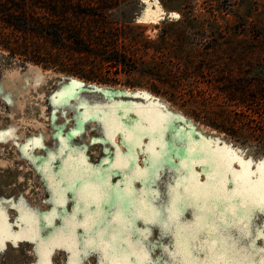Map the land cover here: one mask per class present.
<instances>
[{"label": "rangeland", "instance_id": "rangeland-1", "mask_svg": "<svg viewBox=\"0 0 264 264\" xmlns=\"http://www.w3.org/2000/svg\"><path fill=\"white\" fill-rule=\"evenodd\" d=\"M90 1L106 2L108 10L98 11L101 17L92 19L96 24L91 28L84 23L88 17L78 18L77 27L89 28L94 44L100 43L98 38L111 40L118 30L114 35L128 37L137 58L143 55L159 71L152 75L104 64L95 76L112 83L88 82L0 51V264H38L50 243L64 242L58 232L72 215L73 204L72 193L65 192L61 205L65 185L60 180L73 170H90L98 181L121 189L130 182L146 201L156 193L159 199L152 208L172 199L168 193L181 184L189 195H222L216 192L217 181L205 174L216 172L205 161L240 172V161L250 160L249 171L255 173L251 180H259L257 165L264 161V147L236 143L210 126H227L234 108L215 100L222 87L211 82L244 64L248 67L246 61L261 63L264 70V0ZM57 2L28 4L39 16L71 19L67 6ZM1 27L2 22L0 34L19 38L11 43L48 46L42 36L29 38ZM145 47H151L149 52ZM85 58L75 56L88 64ZM30 59L50 64L47 56ZM88 61L85 69L91 71L95 62ZM131 169L139 170L132 175L144 182L132 179ZM258 189H251L253 196ZM181 207L184 218L192 221L203 201L182 199L175 210ZM75 222H82L79 216ZM83 232L75 228L77 236ZM158 235L152 232L153 242ZM259 248H264V239L249 236L227 255L241 264H258L261 254L254 249ZM160 255L158 250L151 253L153 260ZM72 259L73 253L63 248L51 251V264H70ZM85 264H98V259L90 255Z\"/></svg>", "mask_w": 264, "mask_h": 264}, {"label": "snow or ice", "instance_id": "snow-or-ice-1", "mask_svg": "<svg viewBox=\"0 0 264 264\" xmlns=\"http://www.w3.org/2000/svg\"><path fill=\"white\" fill-rule=\"evenodd\" d=\"M205 163L215 168V175L205 174L217 181L216 192L222 195L207 192L202 197L195 193L189 195L181 184L168 193L172 199L157 208L150 207L154 199H159L156 193L146 201L130 182L121 189L98 181L87 169L66 174L60 180L65 185L60 202L61 205L65 202L63 193L71 192L73 209L58 232L64 242L50 243L48 252L38 264H51L50 255L55 248L73 253L70 264H85L90 255L97 257L98 264H241L227 253L249 236L264 239V222L258 223L264 221V161L257 165L258 181L251 180L255 173L249 171L250 160L240 161V172L212 160ZM222 167L226 170L221 171ZM132 171L139 170H129L132 179L144 182L142 176L132 175ZM257 185L258 193L253 196L251 189ZM181 197L183 200L202 199L203 207L196 214L197 219L184 218L183 207L175 210L176 205L182 203ZM77 216L82 222L74 223ZM42 227L48 229L49 226ZM77 227L84 229L79 236L75 233ZM153 231L159 233L155 242L151 239ZM45 239L50 241L47 231ZM154 250L161 253L155 260L151 257ZM254 251L261 254L258 264H264V248Z\"/></svg>", "mask_w": 264, "mask_h": 264}, {"label": "trees", "instance_id": "trees-1", "mask_svg": "<svg viewBox=\"0 0 264 264\" xmlns=\"http://www.w3.org/2000/svg\"><path fill=\"white\" fill-rule=\"evenodd\" d=\"M29 1L32 0H0V23L5 24V27L1 28L13 29L15 34L29 38L42 36L47 40L48 43L46 44L49 47L46 45L28 47L27 44H14L10 41L19 39L16 35L14 38H9L2 33L0 34V51L3 54L12 58L24 56L27 59L26 62L30 60L29 62L41 65L45 69H54L88 82L104 84L112 82L95 76L104 64H114L116 67L124 68L131 66L133 71L141 70L144 73H152V75L159 71L157 67L146 62L143 55L137 58L135 44L126 36L114 35L115 32H119L118 30H114L111 40L98 38L100 43L94 44L93 32L89 31V28L87 31H83L81 27H77L78 18L82 17H88L84 21L85 24L88 23V27L91 28L93 24H96L92 19L101 17V14H98L101 9L108 10L106 2L99 4L90 0H58L57 3L62 2L67 6L69 9L67 16L71 17V19L61 20L57 14L49 13L48 16H39L30 7ZM79 10L83 12L78 14ZM106 40L109 42L104 43ZM145 49L149 52L151 47H145ZM35 55L44 58L47 56L50 64L44 66L41 64L42 61L30 59ZM79 55L88 56L89 60H94V67L91 71L85 69V67L90 66L88 59L85 58L88 64L75 60V56ZM262 55L264 56L263 50ZM257 57H259V51ZM67 59L68 61H66ZM261 61L264 62V60ZM246 63L249 65L248 67L244 64L238 68V71L225 72L221 80L216 81L218 79L214 78L211 82L212 86L220 83L222 87L221 93L215 95L217 98L215 100L225 104L229 103L234 108H231L232 116L229 118L227 126L225 124H210V126L224 133L236 143L252 144L258 142L264 147V70L260 69L261 63L257 65H254L252 61H246ZM68 65L72 66L73 69L66 68Z\"/></svg>", "mask_w": 264, "mask_h": 264}]
</instances>
